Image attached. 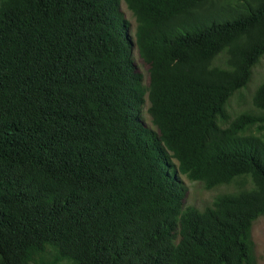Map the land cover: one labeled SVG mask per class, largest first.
<instances>
[{
  "label": "trees",
  "instance_id": "16d2710c",
  "mask_svg": "<svg viewBox=\"0 0 264 264\" xmlns=\"http://www.w3.org/2000/svg\"><path fill=\"white\" fill-rule=\"evenodd\" d=\"M263 56L264 0H0V264H253L264 81L219 120Z\"/></svg>",
  "mask_w": 264,
  "mask_h": 264
},
{
  "label": "rangeland",
  "instance_id": "374dc122",
  "mask_svg": "<svg viewBox=\"0 0 264 264\" xmlns=\"http://www.w3.org/2000/svg\"><path fill=\"white\" fill-rule=\"evenodd\" d=\"M121 10L125 15L126 20L129 22L128 36L130 40H134L136 21L132 13L128 10L126 4L122 1ZM132 59L135 69L142 73L143 83L147 85L149 83L148 66L143 63L139 57L137 49L132 48ZM223 57L220 56L216 63L221 64ZM264 81V56L261 60L252 68V74L250 81L246 87L237 92L229 101L226 106V119H220L219 124L222 127H227L239 115L244 113H255L256 110L253 106V96L258 86ZM149 102L148 100L140 110V121L149 128H155L152 123L151 116L148 114ZM251 134L262 135V132L258 128H253L250 131ZM173 165H177L175 160H172ZM173 172V169H172ZM178 177L182 186L186 189L184 204L185 206L194 207L200 211L205 210L207 207L212 206L216 197L240 191L242 189H251V180L247 177L245 179V187L238 186L236 183L231 185H224L207 190L201 182H192L187 177L179 174ZM242 181V180H241ZM251 240L253 242V264H264V216H260L253 223L251 228Z\"/></svg>",
  "mask_w": 264,
  "mask_h": 264
}]
</instances>
